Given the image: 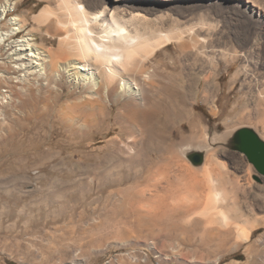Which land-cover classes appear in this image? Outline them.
<instances>
[{
  "label": "bare ground",
  "instance_id": "6f19581e",
  "mask_svg": "<svg viewBox=\"0 0 264 264\" xmlns=\"http://www.w3.org/2000/svg\"><path fill=\"white\" fill-rule=\"evenodd\" d=\"M40 1L45 5L32 18L35 29L19 40H13L27 25L22 16H16L10 21L17 27L0 35L1 124L17 111L19 117H15L14 122L23 126L32 121L36 127L42 120L50 118L52 122L61 123L69 133L83 138L93 128H99L109 118V108L116 106L113 123L127 138L114 139L112 143L123 145L124 150L118 155L129 156L128 161L139 153L145 155L142 150L149 143L147 139L151 133L163 143L161 137L167 139L172 151L185 152L190 145L188 139L181 136L178 140L172 139L176 133L159 129L162 96H168L165 100H168L169 119L166 120L173 122L175 109L183 106L174 96L180 94L185 101L194 97L195 82L200 83L199 77H194L198 68L206 83L204 96L211 99L215 87L211 80L218 65L209 53L213 50L211 42L219 26L211 20L221 16L236 20L239 10L250 17L256 10L260 16L261 11L264 12L261 0H234L231 7L222 8V11H212L210 0ZM13 8L14 3L5 0L0 5V17ZM35 32L49 38L51 46L32 37ZM171 43L176 46V55L165 53L157 59ZM219 53L222 59L228 56L231 61L237 59L235 53ZM250 70L244 66L234 77L242 73L246 78H254ZM256 82V99H264V75ZM184 110L190 116L191 111L186 107ZM9 130L7 135H1V139L13 137L15 131ZM235 130L225 131L213 140L224 142ZM182 157L172 155L171 158H177L179 166L187 169L184 176L148 172L147 194L139 195L127 188L117 190L113 195L124 215L133 213L138 223H146L151 237H160L163 243L172 234L182 235L187 241L198 236L201 245L216 251L213 260L216 264L241 243H249L252 233L264 226V220L259 221L256 213L261 208L254 203L245 206L239 201L236 196L239 191L245 201L251 193L231 178L226 163L218 161L215 154L207 151L197 170L184 164ZM123 179L125 176L119 174L115 183L121 184ZM245 183L248 185V181ZM232 192L236 197L231 195ZM141 202L143 205L137 207L136 204ZM127 240L118 244L125 246ZM154 245L153 241L146 243L153 249ZM261 246H264V232L245 251L252 253ZM130 254H126L128 260L136 261L135 253ZM77 258L74 253L70 263L74 264Z\"/></svg>",
  "mask_w": 264,
  "mask_h": 264
},
{
  "label": "rangeland",
  "instance_id": "374dc122",
  "mask_svg": "<svg viewBox=\"0 0 264 264\" xmlns=\"http://www.w3.org/2000/svg\"><path fill=\"white\" fill-rule=\"evenodd\" d=\"M4 1L0 0V5ZM210 1L212 11H222L234 3V0ZM10 3H14V8L0 17V35L17 27L10 20L22 16L27 22L26 28L13 37V40H19L35 29L32 18L45 2L10 0ZM238 13L236 20L225 16L211 20L219 25L211 42L214 51L209 53L211 60L218 65L214 79L211 78V83L215 84L212 98L204 96L206 83L198 68L194 77H199L200 83L195 82L191 102L185 101L180 94L174 96L192 115L187 116L182 106L184 109H175L174 121H167L169 107L165 98L168 96H162L159 129L176 133L172 139L178 140L180 136L188 139L190 145L183 153L172 151L167 139L161 137L163 143L151 133L147 139L150 146L147 143L142 150L145 155L151 152L150 155L139 153L129 161V156L118 155L124 150L123 145L115 146L112 141L127 136L113 123L116 106L109 108V118L99 128H93L83 138L69 133L61 123L52 122L50 118L42 120L36 127L32 121L23 126L14 122V118L19 117L17 111L12 112L4 124L0 121V264H71L74 253L78 257L76 264H190L189 261L193 260L196 263L192 264H213L216 251L201 245L198 236L187 241L182 235L172 234L162 243L160 237L150 236L146 223H138L133 213L124 215L115 201L113 193L117 190L131 188L139 195L147 194L148 172L184 176L187 169L179 166L178 159L171 158L172 155L184 156L181 158L183 163L197 170L203 162L193 165L188 155L202 152L205 157L207 151L215 154L218 161L226 163L231 178L238 180L251 193L249 200L245 201L239 191L236 195L239 201L245 206L258 204L261 210L256 212L257 218L264 220V176L244 155L229 150L222 141L213 140L225 131L240 127H250L264 137V99H256V79L264 75V12L261 11L260 16L256 10L251 17L240 10ZM32 37L47 47L51 46V40L43 33L35 32ZM175 49V44L171 43L157 59L165 53L176 55ZM220 51L235 53L237 59L231 61L229 56L222 59ZM244 66L251 69L254 78H246L242 73L234 77L235 72ZM8 130L15 131L13 137L1 139ZM119 174L125 176L121 184L115 183ZM244 181H248V185ZM231 195L236 197L235 193ZM138 205L141 207L143 202ZM263 232L264 226L255 230L249 243H241L216 264H264V246L252 253L245 251ZM125 240L128 244L120 246L126 243ZM148 240L154 242V249L146 246ZM128 253H135L137 260H128Z\"/></svg>",
  "mask_w": 264,
  "mask_h": 264
},
{
  "label": "water",
  "instance_id": "95a60500",
  "mask_svg": "<svg viewBox=\"0 0 264 264\" xmlns=\"http://www.w3.org/2000/svg\"><path fill=\"white\" fill-rule=\"evenodd\" d=\"M223 143L229 150L244 155L255 170L264 176V140L255 130L250 127H240ZM203 158L202 152L188 155V159L196 166L202 164Z\"/></svg>",
  "mask_w": 264,
  "mask_h": 264
}]
</instances>
